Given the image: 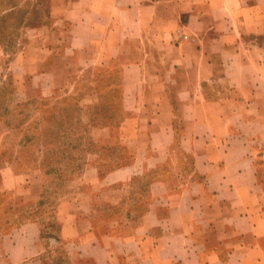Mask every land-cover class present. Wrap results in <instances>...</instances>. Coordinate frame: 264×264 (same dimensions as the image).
<instances>
[{
  "label": "crops",
  "instance_id": "1",
  "mask_svg": "<svg viewBox=\"0 0 264 264\" xmlns=\"http://www.w3.org/2000/svg\"><path fill=\"white\" fill-rule=\"evenodd\" d=\"M47 3L118 66L121 114L90 131L80 212L1 233L0 264H264V0Z\"/></svg>",
  "mask_w": 264,
  "mask_h": 264
},
{
  "label": "rangeland",
  "instance_id": "2",
  "mask_svg": "<svg viewBox=\"0 0 264 264\" xmlns=\"http://www.w3.org/2000/svg\"><path fill=\"white\" fill-rule=\"evenodd\" d=\"M49 10L47 0H0V234L35 220L56 230L79 211L97 147L90 131L121 114L118 66L95 71Z\"/></svg>",
  "mask_w": 264,
  "mask_h": 264
}]
</instances>
